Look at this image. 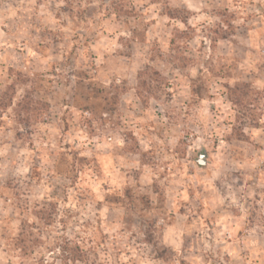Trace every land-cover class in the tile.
I'll return each mask as SVG.
<instances>
[{
    "label": "rangeland",
    "instance_id": "374dc122",
    "mask_svg": "<svg viewBox=\"0 0 264 264\" xmlns=\"http://www.w3.org/2000/svg\"><path fill=\"white\" fill-rule=\"evenodd\" d=\"M0 264H264V0H0Z\"/></svg>",
    "mask_w": 264,
    "mask_h": 264
},
{
    "label": "water",
    "instance_id": "95a60500",
    "mask_svg": "<svg viewBox=\"0 0 264 264\" xmlns=\"http://www.w3.org/2000/svg\"><path fill=\"white\" fill-rule=\"evenodd\" d=\"M202 158H204V157L202 156Z\"/></svg>",
    "mask_w": 264,
    "mask_h": 264
}]
</instances>
